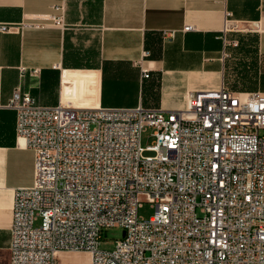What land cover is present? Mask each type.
Masks as SVG:
<instances>
[{
  "label": "built area",
  "instance_id": "2783aa9c",
  "mask_svg": "<svg viewBox=\"0 0 264 264\" xmlns=\"http://www.w3.org/2000/svg\"><path fill=\"white\" fill-rule=\"evenodd\" d=\"M66 3L0 32L64 27ZM9 106L18 146L35 154L33 185L14 190L10 264H58L59 251L89 252L90 264H264V92L222 84L189 93L183 109L80 108L17 86ZM147 126L155 140L143 147ZM144 197L149 219L138 215ZM111 227L125 236L104 250Z\"/></svg>",
  "mask_w": 264,
  "mask_h": 264
},
{
  "label": "crops",
  "instance_id": "0c3cea01",
  "mask_svg": "<svg viewBox=\"0 0 264 264\" xmlns=\"http://www.w3.org/2000/svg\"><path fill=\"white\" fill-rule=\"evenodd\" d=\"M57 1L0 0V22L28 23ZM66 11L64 27L0 32V264H10L14 190L34 183L35 154L18 146L9 106L17 86L42 105L80 108L183 109L189 93L222 84L264 92V0H67ZM90 261L86 251L57 255Z\"/></svg>",
  "mask_w": 264,
  "mask_h": 264
},
{
  "label": "rangeland",
  "instance_id": "374dc122",
  "mask_svg": "<svg viewBox=\"0 0 264 264\" xmlns=\"http://www.w3.org/2000/svg\"><path fill=\"white\" fill-rule=\"evenodd\" d=\"M155 128L154 126H147V128L143 131L141 137V144L143 147H147L152 145L155 140V136L153 135ZM145 156L154 155V152L151 150L144 151ZM142 206L138 209L139 218L149 219L155 213V207L152 203L146 201L144 197ZM200 213V210H198ZM40 220L35 222V225H39ZM100 248L104 250H113L115 248L116 240L121 239L123 237V229L120 227H111L104 228L102 232Z\"/></svg>",
  "mask_w": 264,
  "mask_h": 264
},
{
  "label": "water",
  "instance_id": "95a60500",
  "mask_svg": "<svg viewBox=\"0 0 264 264\" xmlns=\"http://www.w3.org/2000/svg\"><path fill=\"white\" fill-rule=\"evenodd\" d=\"M123 236H125V231H123Z\"/></svg>",
  "mask_w": 264,
  "mask_h": 264
}]
</instances>
